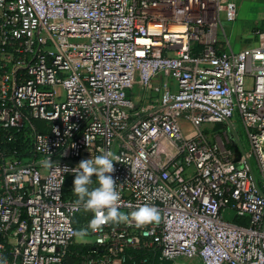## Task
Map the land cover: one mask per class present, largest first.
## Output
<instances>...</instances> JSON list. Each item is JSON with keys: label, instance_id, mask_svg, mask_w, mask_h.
I'll use <instances>...</instances> for the list:
<instances>
[{"label": "built area", "instance_id": "obj_1", "mask_svg": "<svg viewBox=\"0 0 264 264\" xmlns=\"http://www.w3.org/2000/svg\"><path fill=\"white\" fill-rule=\"evenodd\" d=\"M237 12L238 0H0V264H65L83 205L64 185L105 151L129 220L83 223L79 264L141 251L264 264V43L220 39ZM136 82L152 95L139 109ZM144 204L158 217L138 226Z\"/></svg>", "mask_w": 264, "mask_h": 264}, {"label": "clouds", "instance_id": "obj_2", "mask_svg": "<svg viewBox=\"0 0 264 264\" xmlns=\"http://www.w3.org/2000/svg\"><path fill=\"white\" fill-rule=\"evenodd\" d=\"M114 161L111 152L88 159H82L77 166L71 169L75 174L72 191L77 203L82 204L85 211L94 213L91 227L100 228L108 222H126L129 214L118 208L120 193L116 189V182L110 175L114 171ZM95 177V187H92ZM78 210V209H77ZM131 217L137 225H143L158 217L156 207L144 204L131 212Z\"/></svg>", "mask_w": 264, "mask_h": 264}, {"label": "rangeland", "instance_id": "obj_3", "mask_svg": "<svg viewBox=\"0 0 264 264\" xmlns=\"http://www.w3.org/2000/svg\"><path fill=\"white\" fill-rule=\"evenodd\" d=\"M222 27L224 30H226V33L230 31V47L233 50H239L240 48L253 44L264 43V0H262V2L261 0H243L242 2H239L238 0V12L236 20L233 22H228L221 18V24L218 28L219 34L222 33ZM148 94L149 93L140 82H136L133 88L129 90V96L133 97L131 99L134 101L136 109H139L151 102L150 99L152 98V95ZM201 129L209 134L212 131L221 129L229 130V127L226 125L212 126L210 124H204L202 125ZM238 132L241 139L243 140L245 148H247V142L241 127H238ZM79 220L80 219L76 217V225L79 224ZM79 234L81 233L78 231L77 236L79 237L77 240H81L83 242L91 241L89 237L85 239ZM89 243L90 242H86V244ZM176 262L183 264H201L198 259L187 260L183 258H177L174 260H168L160 259L155 255L149 257V260L143 264H174Z\"/></svg>", "mask_w": 264, "mask_h": 264}, {"label": "trees", "instance_id": "obj_4", "mask_svg": "<svg viewBox=\"0 0 264 264\" xmlns=\"http://www.w3.org/2000/svg\"><path fill=\"white\" fill-rule=\"evenodd\" d=\"M73 179H74V176L67 178L66 183L64 185V189H63V197L66 199H71V200L77 201V198L72 191ZM93 180H94V183H93L92 187H95L96 185H95V177L94 176H93ZM90 213H91L90 211H85L84 208L81 209L77 213L76 217L78 219H80L79 224L76 225V217H75V225H76V228L78 229V231L80 230L83 223H86V224L90 223V221H91ZM77 250H78V256L75 257L74 254L76 253ZM90 250H91V244L90 243L85 244V245H77V244L73 243L72 245H70V247L67 251V254L65 256V259H64L65 264H79L81 255L89 253ZM134 256H135L134 259H135L137 264H143L149 260V257H152L151 254L143 252V251L139 252L138 254H134ZM143 259H144V261H143Z\"/></svg>", "mask_w": 264, "mask_h": 264}, {"label": "crops", "instance_id": "obj_5", "mask_svg": "<svg viewBox=\"0 0 264 264\" xmlns=\"http://www.w3.org/2000/svg\"><path fill=\"white\" fill-rule=\"evenodd\" d=\"M243 0H239V2H242ZM261 2H262V0H261ZM226 28V27H225ZM222 29H223V34L221 33L220 34V39H222L223 40V38L225 37L226 38V36L229 38V41H230V31H228V33H226V30H224V28L222 27ZM241 49V48H240ZM80 236H82L83 238H85V239H87V236H85V235H82V234H79ZM79 236H77L76 237V239H75V244H77V245H85L86 244V242H90V241H86V242H83V241H81V240H77V238H78ZM75 255V257H77L78 256V250L76 251V253L74 254Z\"/></svg>", "mask_w": 264, "mask_h": 264}, {"label": "water", "instance_id": "obj_6", "mask_svg": "<svg viewBox=\"0 0 264 264\" xmlns=\"http://www.w3.org/2000/svg\"><path fill=\"white\" fill-rule=\"evenodd\" d=\"M228 124L230 125V122H229V120H228ZM235 136V135H234Z\"/></svg>", "mask_w": 264, "mask_h": 264}]
</instances>
